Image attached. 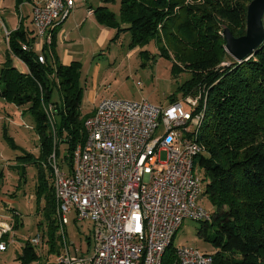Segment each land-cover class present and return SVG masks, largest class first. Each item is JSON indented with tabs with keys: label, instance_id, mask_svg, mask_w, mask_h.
I'll list each match as a JSON object with an SVG mask.
<instances>
[{
	"label": "trees",
	"instance_id": "trees-1",
	"mask_svg": "<svg viewBox=\"0 0 264 264\" xmlns=\"http://www.w3.org/2000/svg\"><path fill=\"white\" fill-rule=\"evenodd\" d=\"M251 1L120 0V20H116L106 4L93 9L100 22L116 29V36L129 30L133 47L157 38L162 54L173 60L175 70L181 69V55L177 52L179 59L173 58L165 50L161 31L169 39L183 32L193 34L204 50L202 56L193 60L191 78L182 91L196 94L201 86L206 92L194 110L204 116L200 122L196 121L197 130L192 136L201 146L195 158V171L198 174L200 167L204 172L202 178L199 176L202 193L215 207L212 223L202 221L200 230L217 249L211 253L215 264H264V198L247 202L244 193L245 188L264 191V139H261L264 138V43L248 59L238 61L225 48L226 38L220 32L222 23H226L233 35L240 37L235 31L247 26ZM61 25L54 32L52 44L42 50L46 56L44 63L39 61L40 51L34 49V38L25 29L11 32L10 50L22 59L28 71H20L11 58L0 71V98L14 101L20 107L27 106L36 120L41 159L32 163L39 168L36 191L45 198L42 211L50 231L57 227V202L50 182L54 171L49 160L54 153L58 160L60 144L65 142L66 169L71 171L74 149L85 140L84 121L89 116L81 115L83 88L75 81L78 63L64 64L56 54L57 31ZM49 52L53 60L49 59ZM228 56L230 62L223 64ZM56 88L62 96V106L52 101ZM58 115L60 121L56 119ZM210 226H216L212 234H209ZM53 234L49 238L50 250L54 245ZM173 239L167 248V259L165 254V264H170L175 254ZM40 258L30 239L17 256L21 264H38Z\"/></svg>",
	"mask_w": 264,
	"mask_h": 264
},
{
	"label": "built area",
	"instance_id": "built-area-1",
	"mask_svg": "<svg viewBox=\"0 0 264 264\" xmlns=\"http://www.w3.org/2000/svg\"><path fill=\"white\" fill-rule=\"evenodd\" d=\"M33 23L42 44L50 46L56 28L75 9L76 0H33ZM93 12V9L89 10ZM9 45L11 32L6 30ZM29 46L28 44H26ZM30 48V46H29ZM158 106L147 100L104 98L102 116L90 114L91 123L84 141L74 149L75 167L62 169L54 153L57 169L54 193L62 202L64 234L60 264H157L158 250L178 219L208 221L200 203L202 183L199 174L189 173L191 154L199 153L192 127L199 99H186ZM160 128L164 133L158 135ZM162 151L166 161L160 160ZM89 220L92 225L88 255L71 253L65 238L70 215ZM16 214H18L16 212ZM13 226L0 222V252L8 248L4 235ZM40 247V235L30 239ZM170 264H215L213 254L190 246L175 247Z\"/></svg>",
	"mask_w": 264,
	"mask_h": 264
},
{
	"label": "rangeland",
	"instance_id": "rangeland-1",
	"mask_svg": "<svg viewBox=\"0 0 264 264\" xmlns=\"http://www.w3.org/2000/svg\"><path fill=\"white\" fill-rule=\"evenodd\" d=\"M5 2L9 6L14 0ZM104 4L114 13L116 20L121 19L120 0H109L107 3L102 0H76L75 9L62 22L56 42V54L62 63L67 65L74 61L78 63L75 81L83 88L82 117L92 114L99 103L107 97L147 100L164 107L173 101H181L188 110H191V105L186 100L188 97L204 99L206 92L201 86L198 87L196 94L182 91V86L191 78L193 60L202 56L204 52L193 34L183 32L174 39H169L161 31L162 44L167 46L165 50L171 52L173 58H178L177 52L181 55V61L178 58L181 69L175 70L173 60L162 54L156 37L150 38L143 45L133 47L132 34L129 30L116 36L115 28L100 22L96 14L89 11L90 8L95 10ZM24 25L30 29L34 28L33 10L30 6L24 8ZM221 26L220 32L224 35L228 24L222 23ZM246 31L247 26H240L235 33L243 36ZM6 43L4 34L0 36V71L2 64L7 61ZM225 48L223 46L224 50ZM48 56L53 60L50 52ZM229 62L228 56L223 64ZM52 101L62 106V96L57 88L54 90ZM50 113L52 114V110ZM52 117L54 118L53 115ZM56 119L60 121V115ZM192 128H197L196 121ZM162 133L164 130L160 128L158 135ZM56 135L58 139L59 135L57 133ZM261 139L264 138L261 136ZM67 148V143L60 144L58 161L64 170H67ZM36 159H41V137L36 131L34 115L27 106L20 107L14 101L0 98V220H9L13 210H17L23 219L20 227L13 233L16 241H10L8 251L0 254V264H21L17 256L21 253L22 245L37 235L41 236L43 243L38 247L41 260L38 259L36 263L40 264L42 261L58 264L60 257L58 250L60 251L64 244L61 236V233L64 234V226L58 224L57 218L55 222L57 227L53 228L54 231L52 229L50 231L47 224L45 213L42 211L45 198L36 191L39 168L32 163ZM166 159L167 152L162 151L160 160L164 162ZM197 170L202 178L204 172L200 167ZM50 182L53 185V176ZM244 193L247 202L264 198V191L245 188ZM200 203L211 214L215 211L210 198L204 193L200 196ZM225 208L227 209L228 205H225ZM212 221L211 218L209 222ZM202 226V221L186 219L175 234L174 247L190 246L206 253H216L214 244L200 234ZM215 227L210 226L209 234L214 233ZM65 229V238L71 253H76L75 250L78 248L79 255H88L92 245V225L89 220H79L75 213L71 214L70 222ZM52 232L55 246L53 245L50 250L52 241L49 242V238ZM167 253L168 250L166 259Z\"/></svg>",
	"mask_w": 264,
	"mask_h": 264
},
{
	"label": "crops",
	"instance_id": "crops-1",
	"mask_svg": "<svg viewBox=\"0 0 264 264\" xmlns=\"http://www.w3.org/2000/svg\"><path fill=\"white\" fill-rule=\"evenodd\" d=\"M33 4H34L33 0H14V2L11 3V5L7 6L5 0H0V36L4 35L6 33V30H8L10 32H14L18 29H25L28 32V34L31 36V38H34V40H35L33 43L34 49L36 51H39V50H41L42 44L36 35L35 26L33 29H30L29 27H26L24 25V8H26V6H30V8L32 7V10H33ZM15 17L18 18L17 23H16ZM33 25H34V23H33ZM60 28L57 31V37H58V33L60 31ZM5 39H6V34H5ZM6 42H7V40H6ZM6 44H7V53H6L7 60L9 58H11L13 64L20 71L27 72L28 71L27 65L22 61L21 58H19L18 56L13 54L12 51L10 50V45H8V43H6ZM3 65H4V63L2 64V66ZM49 163H50V161H49ZM16 212L18 214H16ZM13 213H15L18 216L14 217ZM56 213H57V210H56ZM0 222L1 223L9 222L12 224L13 229L9 233L4 235V238L6 236V239H4V240L7 241L8 244L10 241L15 242L16 237H13V233H15V230L20 227V223L23 222V219L21 218V214L17 210L15 212L13 210L12 215L10 216L9 220H6V221L0 220ZM7 251H8V248L5 251H1L0 254H4Z\"/></svg>",
	"mask_w": 264,
	"mask_h": 264
},
{
	"label": "water",
	"instance_id": "water-1",
	"mask_svg": "<svg viewBox=\"0 0 264 264\" xmlns=\"http://www.w3.org/2000/svg\"><path fill=\"white\" fill-rule=\"evenodd\" d=\"M227 51L238 61L248 59L264 43V0H252L247 11V31L240 37L224 32Z\"/></svg>",
	"mask_w": 264,
	"mask_h": 264
},
{
	"label": "bare ground",
	"instance_id": "bare-ground-1",
	"mask_svg": "<svg viewBox=\"0 0 264 264\" xmlns=\"http://www.w3.org/2000/svg\"><path fill=\"white\" fill-rule=\"evenodd\" d=\"M24 49L26 50L27 47L24 46ZM102 116V107H97L95 113H94V117H101ZM204 114L203 113H198L197 117L194 119V121H201L203 118ZM85 129L86 131H91V123H85ZM197 129H193L192 128V133L195 132ZM194 135V133L192 134ZM194 144L197 147V151L200 152L201 151V146L198 144V142L193 138ZM198 155V153H194L191 154V158H189V173L190 174H196L195 171V158ZM54 159V154L51 156L50 158V164L53 168L54 171V178H57V169L56 167H54V164L52 163V160ZM75 167V154L73 153V168ZM200 179V177H199ZM201 182V179H200ZM202 183V182H201ZM55 197H56V201H57V218H58V223L59 225H61V220H62V202L61 200H59V195L58 193H55ZM211 219V212H208V220ZM185 221V219H178L177 220V228H180L181 225L183 224V222ZM62 226V225H61ZM178 231V229H171L170 232H168L167 238L165 239L164 242H162V245L159 247L158 250V260H157V264H165V254L167 251V248L169 247L170 243L172 242V239L174 237V235L176 234V232ZM58 262H60V257ZM60 264V263H58Z\"/></svg>",
	"mask_w": 264,
	"mask_h": 264
}]
</instances>
